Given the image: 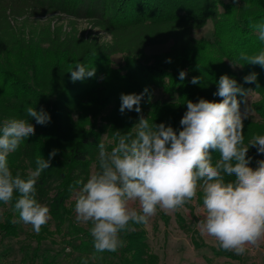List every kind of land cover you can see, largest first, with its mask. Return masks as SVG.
<instances>
[{
  "label": "trees",
  "instance_id": "16d2710c",
  "mask_svg": "<svg viewBox=\"0 0 264 264\" xmlns=\"http://www.w3.org/2000/svg\"><path fill=\"white\" fill-rule=\"evenodd\" d=\"M52 11L95 19L113 40L100 42L50 26L36 33L13 18ZM256 23H264V0H0V124L8 118L30 119L29 106L37 111L43 108L51 117L43 126L34 118L29 120L35 135L9 155V168L14 175L20 172L26 177L29 168L35 169L37 156L48 159L53 149L59 150L36 185L37 200H48L51 214L40 233L33 234L39 243L45 234L58 233L70 264H82L84 259L87 264H157L142 224L121 233L125 246L118 251L96 252L90 226L75 222L69 199L86 182L93 161L97 162V143L103 134L105 142L113 140L115 131H129L141 115L179 131L186 101H220L213 93L224 74L259 94L252 102L259 118L243 121L245 144L254 135H264V68L238 59L241 51L251 55L264 48L250 27ZM208 24L207 35L193 33ZM155 46L162 48L154 50ZM231 61L243 67L233 68ZM77 62L94 67L95 76L72 82L68 71ZM181 70L187 73L183 81ZM251 72L258 74L259 89L244 84L243 78ZM194 76L201 83L191 84ZM145 87L149 93L141 101V113L121 114V94H140ZM159 88L167 99L155 97ZM211 155L218 158L215 151ZM247 155L253 168L264 159L255 147ZM0 206L5 207L0 232L17 235L18 213L11 205ZM222 254L234 256L230 251L222 250ZM27 260L56 264L57 254L35 246L25 253L22 261Z\"/></svg>",
  "mask_w": 264,
  "mask_h": 264
},
{
  "label": "clouds",
  "instance_id": "9594fccd",
  "mask_svg": "<svg viewBox=\"0 0 264 264\" xmlns=\"http://www.w3.org/2000/svg\"><path fill=\"white\" fill-rule=\"evenodd\" d=\"M250 27L264 42V23ZM238 59L264 68V48L251 55L241 51ZM231 66L243 67L232 61ZM68 72L76 82L94 77L96 69L77 62ZM186 76V71L179 72L181 81ZM257 77L251 72L243 78L244 84L259 89ZM190 83L199 84L201 79L194 76ZM253 92L224 74L213 93L220 101H186L179 131L141 115L129 131L117 130L113 140L105 142V135L99 140L93 171L74 195L76 220L90 225L96 252L118 251L125 246L121 233L133 231L132 225H146L158 210L168 214L185 209L198 193L202 219L196 228L201 236L236 255L264 244V159L257 160L253 168L252 157L247 155L250 147L264 154V135H254L247 144L244 137L243 121L250 115ZM148 93L147 87L140 94L122 93L121 114L141 113V101ZM26 114L42 126L51 121L43 108L37 111L29 106ZM30 119L8 118L0 124V203L11 205L19 221L39 234L51 214L50 208L37 200L36 185L59 150L53 149L48 159L37 156L35 169L29 168L26 177L20 172L13 174L8 157L35 135ZM212 151L218 158L213 159ZM82 264H87V259Z\"/></svg>",
  "mask_w": 264,
  "mask_h": 264
},
{
  "label": "rangeland",
  "instance_id": "374dc122",
  "mask_svg": "<svg viewBox=\"0 0 264 264\" xmlns=\"http://www.w3.org/2000/svg\"><path fill=\"white\" fill-rule=\"evenodd\" d=\"M34 15H28V17L16 15L13 18L20 22V25L25 26V30L36 31V33L43 32L50 26L52 30L61 28L67 32L73 31L77 36L95 37L100 42L111 43L113 40L112 34L98 26L95 19L92 18L68 15L57 11ZM210 28L211 26L208 24L202 28L194 29L193 33L196 36L207 35ZM161 48V46L153 47L154 50ZM117 58L120 59V55H117ZM155 97L162 100L168 98L160 88L156 90ZM258 98L259 94L255 91L250 95V115L248 117L259 118L252 106V102ZM243 111L244 105L241 106V112L243 113ZM97 155L98 152L96 158ZM95 164L96 162L93 161L88 171V177ZM54 191L52 189L50 195ZM75 192L69 199V205L72 206V217L79 225L88 227L90 225L79 223L76 220ZM41 203L48 206V200ZM201 207L202 204L198 203L197 195L196 200L186 205L185 209L168 214L158 210L146 225L142 224L148 237L150 249L157 256V264H264V244L259 248H249L243 255H236L232 252L234 256H230L222 254V249L215 240L201 236L196 228L197 221L202 219ZM4 211L5 207L0 206V221L4 220ZM15 222L18 225L17 235L7 236L0 232V264H29L30 260L23 262L22 259L25 253H31L35 246H38L41 252L57 254L56 264H70V257L63 253L65 242L58 233L45 234V238L39 243L33 236L35 232L31 225L20 222L19 218ZM53 229L54 227L51 226L52 231Z\"/></svg>",
  "mask_w": 264,
  "mask_h": 264
}]
</instances>
